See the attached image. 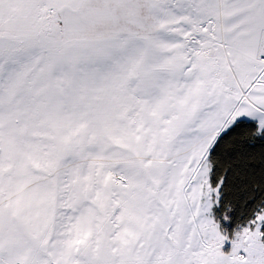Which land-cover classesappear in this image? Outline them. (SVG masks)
<instances>
[{"label": "snow or ice", "instance_id": "6c2138e0", "mask_svg": "<svg viewBox=\"0 0 264 264\" xmlns=\"http://www.w3.org/2000/svg\"><path fill=\"white\" fill-rule=\"evenodd\" d=\"M0 264H264V0H0Z\"/></svg>", "mask_w": 264, "mask_h": 264}]
</instances>
